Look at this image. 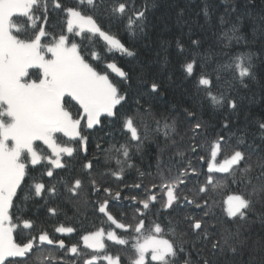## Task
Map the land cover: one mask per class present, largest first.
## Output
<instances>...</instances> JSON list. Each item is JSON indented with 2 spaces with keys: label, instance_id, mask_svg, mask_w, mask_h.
<instances>
[{
  "label": "snow or ice",
  "instance_id": "snow-or-ice-1",
  "mask_svg": "<svg viewBox=\"0 0 264 264\" xmlns=\"http://www.w3.org/2000/svg\"><path fill=\"white\" fill-rule=\"evenodd\" d=\"M228 2L232 3L230 10L235 12V3ZM154 6L145 0L141 9H136L129 5V0H113L104 10L110 17L127 16L126 30L136 36L144 33L147 12ZM103 7L104 0H77L76 6L68 7L63 6L62 0H0V264H63L57 248L64 249L65 254L85 255L84 264H97L98 261L121 264L118 255L107 253L103 228L82 236L84 247L93 250L88 255L76 244L66 248L63 239L50 235L43 227L37 232L34 220L25 212L29 200L45 192L55 195L57 191L55 185L46 186L32 175L35 166L46 161L51 166L46 168V175L52 177L53 168L65 167L63 156L73 157L78 149H83L86 157L90 140L104 153L106 165L112 160L117 165V169L109 167L100 177L110 173L120 181L124 179L126 168L135 167L131 162L133 150L141 152L146 141H158L162 137L165 148L175 149L174 156L169 158L171 167L157 158L159 185L152 184L143 192V198H124L136 202L135 211L139 216L135 217V223L119 222L110 212L108 199L98 203V211L106 215L111 225L117 229H132L135 234L131 237L134 251L129 258L130 264H219L226 251L233 255L241 253L248 246L249 237L245 233L251 217L256 216L264 223V212L256 211L257 205L264 207V154L253 161L249 152L251 149L264 153V149L254 142L247 143L245 132L238 135L232 131L231 118L238 116L239 110L232 95L236 83L247 88L246 81L256 80L255 53L239 52L230 55L228 62L218 64L215 92L213 80L207 75L202 74L198 79V86H204L202 90L212 106L225 112L214 133L195 108H184L180 116L157 117L152 101L160 93V84L155 78L148 80L144 74H138V87L132 90V77L117 65L115 54L135 57L136 52L98 23L93 13ZM56 11L63 13L59 32L46 28L50 12ZM202 11L206 18L210 16L207 4ZM227 15L228 10L220 16L221 25L228 23ZM19 17L26 18L23 25L17 23ZM238 33L239 27L232 23L219 33V39L227 42V48L234 41L247 43ZM97 37L104 42L99 48ZM191 43L199 46L200 41L192 40ZM176 45L184 51L179 38ZM195 64L194 55L192 61L184 65L189 76ZM113 73L119 81L110 78ZM221 73H228V78ZM221 81L223 86H220ZM130 102L135 105L132 111H122ZM117 122L126 139L121 143L113 137L108 147H103L104 136L93 137L92 133ZM181 125L185 127L182 129ZM257 125L258 138L264 143V121H257ZM105 135L112 136L111 128ZM209 135L214 136L211 141L207 140ZM233 138L236 144L232 151L222 156L224 146ZM41 144L47 146L50 153H44ZM201 151L207 152V159ZM221 156L222 159H218ZM194 161L205 162L207 172L204 183L190 197L182 188L191 192L192 189L187 188L188 181L200 175ZM99 163L98 159L87 160L82 165L83 178L64 182L71 196L80 197L86 180L91 192L99 193L102 189L112 197V190L103 186L101 179L93 174ZM173 167L177 169L174 175ZM137 172L141 183L132 187L141 189L144 177L152 176V172L139 169ZM217 173L250 189L228 195L224 201L228 222L224 224L214 219L215 214L205 199L210 189L222 186V181L215 176ZM157 187L166 196V199L161 198L162 208L194 205L203 214H186L176 223L169 220L162 225L151 221L146 225V213L139 205L144 210L154 207L158 197L152 189ZM120 199L121 192L116 191L115 200ZM48 211L55 214L56 209ZM181 223L184 227H180ZM54 232L70 234L74 228L59 226ZM107 239L121 245L129 243L115 231H108ZM260 251L262 255L258 260L253 259L252 264H264V246Z\"/></svg>",
  "mask_w": 264,
  "mask_h": 264
},
{
  "label": "trees",
  "instance_id": "trees-1",
  "mask_svg": "<svg viewBox=\"0 0 264 264\" xmlns=\"http://www.w3.org/2000/svg\"><path fill=\"white\" fill-rule=\"evenodd\" d=\"M76 2L77 0H62L64 7L76 6ZM112 2L113 0H104V7L93 14L98 23L106 30L116 34L127 47L136 52L135 57L122 56L120 53L115 54L117 65L123 67L132 77V90L138 87V74H144L148 80L155 78L159 82L160 93L152 101L153 111L157 117L162 115L180 116L184 108H195L209 122L210 132L214 133L219 129L225 112L212 106L210 99L202 90L204 86H198V79L202 74L207 75L213 80V91L215 92L217 90V73L215 70L218 64L228 62L230 55L239 52L251 51L255 53L253 62L256 80L246 81L248 83L247 88L236 83L232 92L239 105L238 116H231L233 120L232 131H236L238 135L241 131L245 132L247 143L254 142L259 145L260 149H264V143L258 138L257 131V121H264V0H232L236 6L235 12L230 10L232 3L228 0H149V3H154L155 6L150 7L147 12V27L144 33H139L136 36H132L126 30L127 16L124 18L110 17L104 10ZM144 3L145 0H129V5L136 9H141ZM206 4L210 12L208 18L204 16L202 11ZM84 10L89 11L88 9ZM226 10H228L226 17L228 23L221 25L219 18L225 14ZM25 20L26 18L19 17L17 23L23 25ZM62 21L63 13L59 11L50 12L49 24L46 25V28L49 31L59 32ZM232 23L237 24L239 27L238 34L243 36L247 43L245 40H241L240 43L234 41L232 46L227 48L225 47L227 42L219 39V33L223 29L231 27ZM178 38L184 45L183 52L177 48L176 40ZM77 39L79 40V38ZM96 39L99 48L104 42L98 37ZM192 40L200 41L199 46L193 45ZM194 55L196 64L193 74L189 76L184 65L191 62ZM221 75L224 78L229 76L228 73H221ZM110 78L119 81V77H116L115 73ZM124 86L121 85V87ZM220 86H223V81H221ZM134 107L135 105L130 102L122 111L131 112ZM144 107H147V104ZM183 127L185 125H181L182 129ZM110 128L112 136H106L105 133L109 132ZM92 136H104V141L101 143L105 148L108 147V142L112 141L113 137L121 143L126 139L119 131L118 122L98 129L92 133ZM213 138V135H209L207 140L211 141ZM235 144L236 140L233 138L229 144L224 146L222 156L229 154ZM40 147L44 153H50L47 146L41 144ZM174 152L175 149L173 148H165L162 137L158 141L151 139L146 141L141 152L135 153L133 150L131 162L135 167L126 168L124 179L120 181L110 173L100 177V174L105 173L109 167L113 170L117 169V165L115 160L106 165L104 153L97 150L95 143L90 140L86 157L83 149H78L73 157L63 156L62 163L65 164V167L53 168L52 177L46 175V168L51 167L46 161L35 166L32 175L44 182L46 186L55 185L57 191L55 195L45 192L41 197H34V199L29 200L25 212L34 220L37 232L43 227L50 235L63 239L66 248L76 244L83 253L88 255H91L93 250L84 247L82 236L103 228L107 253L114 257L118 255L121 264H130L129 258L134 251L131 248V237L135 234L132 229H117L115 225H111V222L107 221L106 215L98 211V203L108 199L110 212L119 222L135 223V217L139 216V213L135 211L136 202L124 198L132 196L143 198V192L151 188L152 184L159 185L160 180L156 175L157 158L160 157L166 165L171 167L172 161L169 158L174 156ZM249 152L253 161L257 159L258 155L264 154L260 151L252 152L251 149ZM200 154L205 155L207 159L206 151H201ZM222 156L218 159H222ZM93 159H98L100 162L93 174L101 179L103 186L112 190V197L107 196L102 189L99 193L91 192L86 180L80 197L71 196L65 188L64 182H71L77 177L83 178L85 170L82 165L87 160ZM195 166L200 175L198 178L194 177L188 181L187 188L192 189V191L188 192L187 189L182 188V191L190 197L204 183L207 172L205 162L195 163ZM137 169L146 173L152 172V176L144 177L141 189L132 187L135 183H141ZM176 171L177 169L173 167L172 174L174 175ZM42 173L44 174L41 175ZM215 176L222 181V186L215 190L210 189L205 195V199L208 200L210 211L215 214L214 219L218 224H224L228 222L225 212L227 205L224 203L228 195L250 189H246L243 184H235L230 179H225V174L217 173ZM116 191L121 192V199L118 201L115 200ZM152 192L158 197V200L154 202L155 206L144 210L143 206L139 205L140 209L146 213V225L151 221H158L162 225L167 224L169 220L176 223L182 221L186 214L196 216L203 214L202 210L194 205L164 209L161 207V198L166 199V196L159 187L153 188ZM50 208L56 209L55 214L48 211ZM256 211L264 212V207L257 205ZM251 221L248 231L245 233L249 237L248 246L237 255L226 251L220 257L219 264H252L253 259L258 260L260 258L262 255L260 249L264 246V223H261L256 216L251 217ZM59 226L72 227L74 232L70 234L55 233V227ZM180 227H184V225L181 223ZM108 231H115L118 237L128 239L129 243L121 245L108 240ZM57 255L62 257L63 264H84L86 258L85 255L77 256L71 252L65 254L64 249L58 248ZM97 264H107V261H98Z\"/></svg>",
  "mask_w": 264,
  "mask_h": 264
}]
</instances>
